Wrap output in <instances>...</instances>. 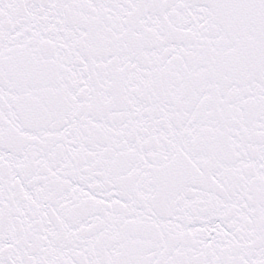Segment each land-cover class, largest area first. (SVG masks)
Returning a JSON list of instances; mask_svg holds the SVG:
<instances>
[{
	"label": "snow or ice",
	"instance_id": "1",
	"mask_svg": "<svg viewBox=\"0 0 264 264\" xmlns=\"http://www.w3.org/2000/svg\"><path fill=\"white\" fill-rule=\"evenodd\" d=\"M0 264H264V0H0Z\"/></svg>",
	"mask_w": 264,
	"mask_h": 264
}]
</instances>
